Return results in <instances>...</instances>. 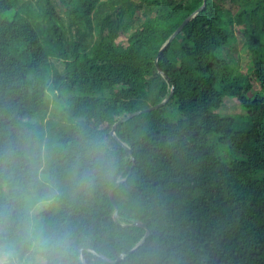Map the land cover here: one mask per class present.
Listing matches in <instances>:
<instances>
[{
	"label": "trees",
	"instance_id": "16d2710c",
	"mask_svg": "<svg viewBox=\"0 0 264 264\" xmlns=\"http://www.w3.org/2000/svg\"><path fill=\"white\" fill-rule=\"evenodd\" d=\"M202 2L0 0L9 264H264V0H205L159 52Z\"/></svg>",
	"mask_w": 264,
	"mask_h": 264
},
{
	"label": "rangeland",
	"instance_id": "374dc122",
	"mask_svg": "<svg viewBox=\"0 0 264 264\" xmlns=\"http://www.w3.org/2000/svg\"><path fill=\"white\" fill-rule=\"evenodd\" d=\"M124 35L120 34L118 40L124 39ZM233 53L231 55V60L235 63L236 69L245 72L247 70V60H249V52L244 47L242 50L239 46H235L233 49ZM217 112L220 114H228L232 116L240 115L242 112V108L239 106V103L234 97H225L223 99L222 105L219 106ZM31 237L33 242L36 241V234L34 231V225H32L31 229ZM29 261L33 264H40L43 260L37 254L36 248H33L30 253ZM12 257L14 262H18V259L15 257L13 251L11 250V246L1 247L0 246V264H9V258Z\"/></svg>",
	"mask_w": 264,
	"mask_h": 264
},
{
	"label": "water",
	"instance_id": "95a60500",
	"mask_svg": "<svg viewBox=\"0 0 264 264\" xmlns=\"http://www.w3.org/2000/svg\"><path fill=\"white\" fill-rule=\"evenodd\" d=\"M204 5H205V0H203V2H202V4L194 11V12H192L190 15H188L181 23H180V25L176 28V30L168 37V39H167V41L162 45V47L160 48V50H159V52L163 49V47L164 46H166V44L168 43V42H170L171 40H172V38L176 35V33L181 29V27L198 11V10H200L201 8H203L204 7ZM158 52V53H159ZM156 63V62H155ZM172 94V91L170 92V95ZM165 101H166V99H164V100H162L161 102H159V103H157V104H155V105H152V106H149L148 108H144V109H142L141 111H147V110H152V109H154V108H157V107H159V106H161L162 104H164L165 103ZM138 112H140V111H138ZM135 114V112H133V113H131V114H129V115H127V116H125V117H123V118H120V119H118L113 125H112V127H111V133L114 135V128H115V125L117 124V123H119V122H122V121H124V120H126V119H128L129 117H131L132 115H134ZM130 152V151H129ZM132 159H133V157H131ZM126 177H127V175L123 178V179H121V181H123V180H125L126 179ZM119 182L120 181H116L115 183H114V185H113V187L109 190V197H110V199H111V201H112V203H113V205L115 206V203H114V201H113V197H112V192H113V189L119 184ZM116 213H117V209L115 208V211H114V218L116 217ZM132 225H136V226H142V227H145L146 228V232H145V235H144V237H143V239L140 241V243L145 239V237L149 234V229L147 228V226L145 225V224H142V223H140V222H133L132 223ZM135 248V247H134ZM112 261V260H111ZM115 261H112V263H114Z\"/></svg>",
	"mask_w": 264,
	"mask_h": 264
}]
</instances>
